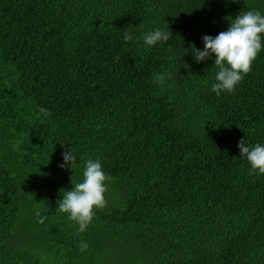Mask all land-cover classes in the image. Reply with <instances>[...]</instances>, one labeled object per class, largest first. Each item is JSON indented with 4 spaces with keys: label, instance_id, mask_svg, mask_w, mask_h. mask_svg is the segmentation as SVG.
Masks as SVG:
<instances>
[{
    "label": "trees",
    "instance_id": "trees-1",
    "mask_svg": "<svg viewBox=\"0 0 264 264\" xmlns=\"http://www.w3.org/2000/svg\"><path fill=\"white\" fill-rule=\"evenodd\" d=\"M246 10L264 0H0V264H264V174L237 147L264 145V49L217 96L192 48ZM89 158L111 180L81 233L58 202Z\"/></svg>",
    "mask_w": 264,
    "mask_h": 264
},
{
    "label": "clouds",
    "instance_id": "clouds-1",
    "mask_svg": "<svg viewBox=\"0 0 264 264\" xmlns=\"http://www.w3.org/2000/svg\"><path fill=\"white\" fill-rule=\"evenodd\" d=\"M141 38L145 46L151 47L157 43H167L172 39V33L169 29H156L144 34ZM123 39L127 42L133 37L130 33H126ZM202 41L204 44L202 51L192 45L193 59L199 63L214 55V65L218 71L215 74V82L211 85V91L217 96L222 92L231 94L252 71L254 61L264 49V15L259 10H246L229 21L226 31L219 32L215 37L205 35ZM169 75L157 73L154 74L153 80L163 85ZM39 113L44 118L50 115L48 109L44 107L39 109ZM237 147L240 150V156L245 157L250 165L249 175L264 174V145L246 146L244 139H241ZM62 157L64 163L58 165L60 168L68 166L73 170L79 167L77 157L71 149L63 152ZM82 175V182L71 181L73 185L71 190H61L63 198L58 202L59 211L67 214L68 218L78 225V231L81 233L92 222L96 211L107 207L105 194L108 191L107 184L111 180V177L104 172L99 158L87 159ZM36 215L39 217V212ZM43 221V217L38 220L39 223ZM79 247L81 251L88 250L87 243L83 241Z\"/></svg>",
    "mask_w": 264,
    "mask_h": 264
}]
</instances>
